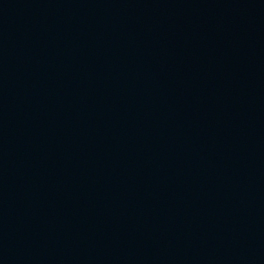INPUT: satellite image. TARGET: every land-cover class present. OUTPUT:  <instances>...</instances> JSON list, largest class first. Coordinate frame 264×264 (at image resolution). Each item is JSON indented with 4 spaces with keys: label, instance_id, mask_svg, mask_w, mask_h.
Returning a JSON list of instances; mask_svg holds the SVG:
<instances>
[{
    "label": "water",
    "instance_id": "obj_1",
    "mask_svg": "<svg viewBox=\"0 0 264 264\" xmlns=\"http://www.w3.org/2000/svg\"><path fill=\"white\" fill-rule=\"evenodd\" d=\"M0 264H264V0H0Z\"/></svg>",
    "mask_w": 264,
    "mask_h": 264
}]
</instances>
